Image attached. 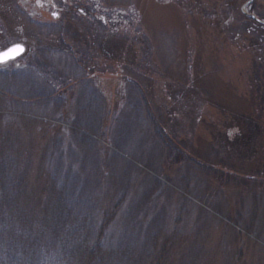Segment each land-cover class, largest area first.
Returning <instances> with one entry per match:
<instances>
[{
	"label": "rangeland",
	"instance_id": "rangeland-1",
	"mask_svg": "<svg viewBox=\"0 0 264 264\" xmlns=\"http://www.w3.org/2000/svg\"><path fill=\"white\" fill-rule=\"evenodd\" d=\"M254 16L264 0H0V52L25 47L0 65L18 264H264Z\"/></svg>",
	"mask_w": 264,
	"mask_h": 264
},
{
	"label": "trees",
	"instance_id": "trees-1",
	"mask_svg": "<svg viewBox=\"0 0 264 264\" xmlns=\"http://www.w3.org/2000/svg\"><path fill=\"white\" fill-rule=\"evenodd\" d=\"M2 215V219H5L7 221V226L4 228H7V232L9 235L0 236V264H18V260L23 259L26 255H32L31 253H33V248L24 247V242H21L23 238L20 237V232L17 231V229L13 226L12 221H10L9 214ZM12 242H15L17 244L21 254H18L17 250L13 255L11 254V251H13L11 249H15L14 245L12 246ZM66 261L69 262V258L66 259Z\"/></svg>",
	"mask_w": 264,
	"mask_h": 264
},
{
	"label": "water",
	"instance_id": "water-1",
	"mask_svg": "<svg viewBox=\"0 0 264 264\" xmlns=\"http://www.w3.org/2000/svg\"><path fill=\"white\" fill-rule=\"evenodd\" d=\"M24 50L22 45H14L0 52V64L16 59L24 53Z\"/></svg>",
	"mask_w": 264,
	"mask_h": 264
},
{
	"label": "crops",
	"instance_id": "crops-1",
	"mask_svg": "<svg viewBox=\"0 0 264 264\" xmlns=\"http://www.w3.org/2000/svg\"><path fill=\"white\" fill-rule=\"evenodd\" d=\"M21 75H23V77L25 78V77H27L29 80H31V79H35L36 78V73L34 72H32V70H28V72L27 73H23V74H21ZM25 80V79H24ZM27 81L28 80H25V85H23V86H20V88L21 87H24V88H26L25 90H27L28 88V92H30L31 91V89L33 90L34 89V91H36V89L38 88V87H40V83H37V82H31V84H29V86L27 87ZM37 83V84H36ZM37 97V96H36ZM26 100L27 101H32V100H30V98H26ZM31 103V102H30Z\"/></svg>",
	"mask_w": 264,
	"mask_h": 264
},
{
	"label": "bare ground",
	"instance_id": "bare-ground-1",
	"mask_svg": "<svg viewBox=\"0 0 264 264\" xmlns=\"http://www.w3.org/2000/svg\"><path fill=\"white\" fill-rule=\"evenodd\" d=\"M21 56H22V55H21ZM21 56H19V57H17V58H20ZM17 58H16V59H17Z\"/></svg>",
	"mask_w": 264,
	"mask_h": 264
}]
</instances>
